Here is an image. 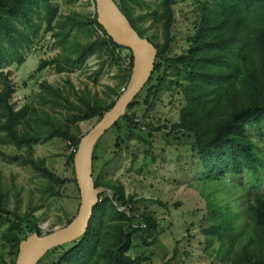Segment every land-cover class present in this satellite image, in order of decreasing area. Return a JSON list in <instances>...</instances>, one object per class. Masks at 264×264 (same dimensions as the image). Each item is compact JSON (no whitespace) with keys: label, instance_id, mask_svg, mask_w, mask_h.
Masks as SVG:
<instances>
[{"label":"trees","instance_id":"obj_1","mask_svg":"<svg viewBox=\"0 0 264 264\" xmlns=\"http://www.w3.org/2000/svg\"><path fill=\"white\" fill-rule=\"evenodd\" d=\"M114 1L139 35L158 49L156 69L144 103L151 105L168 83L184 94L180 120L170 128L168 136L181 134L194 139L199 179L207 192V220L211 223L205 230L207 242L212 245L218 240L230 264H264V142L260 144L252 133L264 129V0L198 1L188 48L178 56L171 55L175 0H161L156 9L142 15L137 14V9L142 8L145 0ZM53 3L54 0H0V75L5 78V89L0 92V134L17 148L27 150L26 156L1 155L32 168L47 181L42 190L48 199L58 201L63 199L62 190L68 183L78 186L75 157L83 137L75 123L91 118L100 122L104 118L129 84L135 59L130 49L115 44L108 36L96 13L88 18L78 14L66 16L52 28L58 11ZM151 18L153 27L160 28L161 38L149 37L146 25ZM44 21L49 32L56 30L54 37L62 52L55 59L43 62L38 72L48 66H56L59 72L71 71L84 67L93 56L108 57L96 73L97 77L111 60L125 67L120 86L111 90L116 97L112 104L107 105L88 91L77 93L73 89L69 93L43 85L46 93L43 103L67 111V120L29 106L16 109L12 103L15 87L2 71L24 63V53L30 49L33 35ZM82 34L89 37L87 42L77 41V36ZM171 76L173 79L169 80ZM140 95L112 130L122 133L127 130L129 134L168 132L167 127L155 128L139 121L134 110L140 106ZM257 137L264 141V132ZM56 139L72 149L67 157L72 179L60 178L46 160L34 156L36 146ZM122 142V137H118L115 149L108 153L99 151L101 141L96 147L95 184L112 195L100 194L86 234L72 244L52 250L39 264L149 262L148 258L133 259L129 253L140 237L149 245L144 236H154L159 227L158 218L148 213L139 216L138 202L126 195L123 185L103 181L98 174L102 162L104 168H108L118 159ZM103 154L107 157L104 161ZM244 177L248 182L241 188L247 197L255 198L248 202L246 210L240 211V200L221 193V186L226 179L241 181ZM8 198L9 192L4 188L0 173V227L3 228L0 239L11 248V264H17L21 244L36 234H43L38 225L40 218L34 215L39 207L32 206L30 213L21 214L18 207L9 208Z\"/></svg>","mask_w":264,"mask_h":264},{"label":"rangeland","instance_id":"obj_2","mask_svg":"<svg viewBox=\"0 0 264 264\" xmlns=\"http://www.w3.org/2000/svg\"><path fill=\"white\" fill-rule=\"evenodd\" d=\"M160 1L145 0L142 8L137 9V14L142 15L147 10L156 9ZM198 1L201 0H175L176 23L171 50L173 56L182 54L188 48L195 4ZM53 4L58 11L52 28L69 15L78 14L88 18L95 14L93 0H54ZM153 24V19H149L146 25L149 37L157 35L161 38L160 28L153 27ZM55 32L56 30L49 32L48 24L44 21L38 33L33 35L30 49L24 53V63H16L2 71L15 87L12 103L16 109L29 106L67 120V111L43 103L42 97L46 94L43 85H52L69 93L73 89L77 93L88 91L98 95L107 105L112 104L116 97L111 90H117L120 86L125 67L109 59L111 61L97 77L96 73L108 57L93 56L84 67L71 71L59 72L56 66H48L44 71L38 72L43 62L55 59L62 52L54 37ZM88 39L83 34L77 36V41L80 42H87ZM172 79V76L169 77V80ZM4 89L5 78L0 75V92ZM148 89L149 85L141 93L140 106L134 112L140 122L155 128L167 127L168 132L144 131L129 134L127 130L123 133L110 130L102 138L99 149L104 153L111 152L115 149L118 137H122L120 156L108 168H104L102 162L98 174L103 181H115L123 185L126 195L134 197L138 202L136 208L139 216L148 213L158 218L159 227L154 236H144L148 238L149 245H145L140 237L129 255L133 259L148 258L149 262L146 264H230L229 257H224L219 241L215 239L210 245L206 240L205 230L211 223L207 220V192L199 179L200 167L194 152V139L181 134L168 136L170 128L180 120L185 104L184 94L177 87L172 89L168 83L158 98L151 105H146L144 101ZM97 123V118H91L77 121L75 125L80 130L79 135L84 138ZM260 132H264V129L252 133L263 144V140L256 138ZM2 153L11 157L26 156L27 150L17 148L0 134V173L4 188L9 192L8 206L11 210L18 207L19 212L25 214L31 212L32 206L39 207L34 215L40 218L38 225L43 236L65 227L69 220L77 217L82 200L76 184L68 183L64 187L62 200H50L42 190L46 180L32 168L6 159ZM71 153L70 145L60 139L34 148L35 158L46 160L48 167L64 179L73 178L72 168L67 167V157ZM104 156L106 154L102 156L103 161L104 158L107 159ZM247 182V177L241 181L226 179L221 186V193H229L232 200H240V211L246 210L248 202L255 198L247 197L246 191H243ZM0 232H3L2 227ZM10 251L11 248L6 247L0 239V264H3L2 260L7 264L12 263Z\"/></svg>","mask_w":264,"mask_h":264},{"label":"water","instance_id":"obj_3","mask_svg":"<svg viewBox=\"0 0 264 264\" xmlns=\"http://www.w3.org/2000/svg\"><path fill=\"white\" fill-rule=\"evenodd\" d=\"M94 4L98 22L108 36L115 44L133 52L135 61L132 77L114 107L81 141L75 157L76 178L82 200L79 214L71 224L45 236L36 234L23 242L17 264H39L52 250L72 244L86 234L94 209L99 204L100 194H110L109 190L97 188L95 184L93 161L96 147L126 114L130 104L144 91L156 69L157 47L139 35L115 1L95 0Z\"/></svg>","mask_w":264,"mask_h":264}]
</instances>
